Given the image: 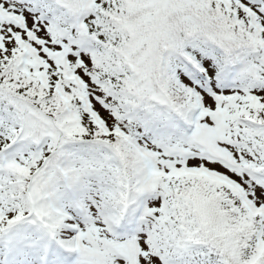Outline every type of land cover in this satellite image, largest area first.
Masks as SVG:
<instances>
[{"label":"snow or ice","instance_id":"6c2138e0","mask_svg":"<svg viewBox=\"0 0 264 264\" xmlns=\"http://www.w3.org/2000/svg\"><path fill=\"white\" fill-rule=\"evenodd\" d=\"M0 264H264V0H0Z\"/></svg>","mask_w":264,"mask_h":264}]
</instances>
